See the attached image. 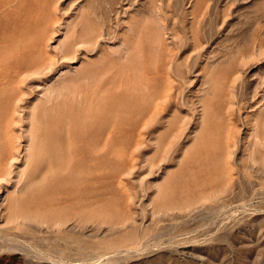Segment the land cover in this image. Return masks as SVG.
<instances>
[{"label": "rangeland", "instance_id": "rangeland-1", "mask_svg": "<svg viewBox=\"0 0 264 264\" xmlns=\"http://www.w3.org/2000/svg\"><path fill=\"white\" fill-rule=\"evenodd\" d=\"M56 19L52 49L67 24L102 33L56 63L84 123L40 108L44 125L70 119L73 170L1 183L0 264H264V0H0V124L21 83L32 100L19 72Z\"/></svg>", "mask_w": 264, "mask_h": 264}, {"label": "bare ground", "instance_id": "bare-ground-1", "mask_svg": "<svg viewBox=\"0 0 264 264\" xmlns=\"http://www.w3.org/2000/svg\"><path fill=\"white\" fill-rule=\"evenodd\" d=\"M54 23L55 24L51 34L44 42L45 48L39 49L37 55L31 60V62L23 67V69H20L19 72V74L23 72L22 78L28 77L29 79H35L37 81L35 84L31 83L28 85L29 92L34 94L32 100L28 105H24V100L26 99L28 90L21 83L20 92L14 96L13 102L10 105V113L3 120V123L0 124V154L2 152V155L0 156V186L3 181H8L9 183L12 182L13 192L15 194L25 193L28 186H21L29 181L31 184L39 185L40 187L42 184L44 186L51 184L53 179L57 177L58 174H61L68 180L73 170L71 169V163L74 152L72 150V145L74 143L72 142L74 140L70 119L68 117L65 119V122L62 123L63 127L61 129L57 124L52 127L48 124L44 125L40 118V108L44 107L45 110H50L54 109L58 104L67 103V116L70 115L71 108L76 107L78 114L81 115V124L84 123L86 104L85 96L83 92L77 90L79 91L77 93V91L73 89L72 80H60L63 78L62 73L61 75L59 74L62 78H57L58 76H55L57 67L56 63H58L59 60H62L71 66L72 63H75L79 58L85 59L87 54L82 55L81 53L80 55L79 51L84 49L87 42H92V44L96 45L102 37V33L100 32L97 35H94L92 39L77 41L75 31L70 28L71 26L69 24H67L64 27L65 30L62 33L63 36L58 40V43L52 49V47H50L51 41L59 35L56 27L60 24L58 19H56ZM51 51H54L55 53ZM14 67L17 68L15 65ZM22 80H19V82ZM165 96L166 94L162 95L163 100L165 99ZM159 106V103H156L153 105V108H158ZM256 106L258 108V112L260 113L261 110H264V101H262V103L260 102V104H257ZM142 122L144 123V120H142ZM227 136L229 139V133ZM133 138H135V136ZM259 139L262 140L260 135ZM80 140L84 141V136ZM77 142L79 141L77 140ZM83 143L80 147V151H78L82 159L84 156L83 154H85ZM85 149H87V147ZM78 159L77 161H79ZM132 167L133 162H130L128 169ZM41 211L42 210H40V213L37 212L32 216L29 213L21 212L20 214L10 216V219L15 222H21L27 219L46 221L48 217H45V213H43L44 211Z\"/></svg>", "mask_w": 264, "mask_h": 264}]
</instances>
